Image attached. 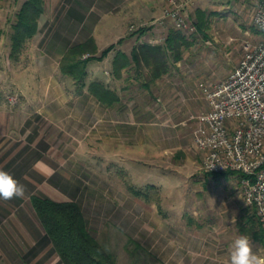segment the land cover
<instances>
[{
    "label": "rangeland",
    "instance_id": "rangeland-1",
    "mask_svg": "<svg viewBox=\"0 0 264 264\" xmlns=\"http://www.w3.org/2000/svg\"><path fill=\"white\" fill-rule=\"evenodd\" d=\"M24 2L0 0V169L26 188L22 199L0 200V264H65L33 195L78 202L118 264H228L241 235L264 258V220L247 204L240 175L204 169L192 120L210 107L207 89L235 71L244 44L262 40L254 22L258 0H177L185 29L166 13L169 0H160L153 23L137 22L126 0H45L38 32L12 54ZM154 23L168 34L181 30L189 42L174 76H166L174 61L154 80L135 64L115 75L121 45L130 48L126 39L139 40ZM168 34L154 44H165ZM90 37L98 49L88 48L83 58L114 45L88 63L86 77L112 87L120 96L114 104L87 87L80 91L61 69L65 53ZM37 162L46 167L36 170Z\"/></svg>",
    "mask_w": 264,
    "mask_h": 264
},
{
    "label": "built area",
    "instance_id": "built-area-1",
    "mask_svg": "<svg viewBox=\"0 0 264 264\" xmlns=\"http://www.w3.org/2000/svg\"><path fill=\"white\" fill-rule=\"evenodd\" d=\"M166 13L176 27H187L177 0ZM254 22L263 33L258 43L244 44V55L225 81L208 90L210 107L192 117L194 140L208 172L241 173L247 204L264 220V0H258ZM195 28V27H193Z\"/></svg>",
    "mask_w": 264,
    "mask_h": 264
},
{
    "label": "trees",
    "instance_id": "trees-1",
    "mask_svg": "<svg viewBox=\"0 0 264 264\" xmlns=\"http://www.w3.org/2000/svg\"><path fill=\"white\" fill-rule=\"evenodd\" d=\"M44 11L45 0H25L18 13L12 36V54L20 52L23 44L38 32L39 18ZM187 44L189 42L185 34L181 30L173 29L165 44L139 43L134 47L132 57L125 51L118 50L113 59V72L120 76L123 69L134 62L138 69L147 67L151 79L154 80L169 71L171 61L182 59V46ZM113 48L114 45L107 47L100 57L83 58L85 50L96 52L98 49L95 39L90 37L87 42L72 46L61 62L62 71L75 79L80 91L87 87L91 94L106 105L114 104L120 96L101 80L87 83V66L92 60H102ZM210 173L216 177L231 174L242 176L235 171ZM133 193L142 195L143 191L134 189ZM31 199L37 216L65 264H118L114 254L90 231L85 213L78 202L57 201L37 195H33ZM129 241L142 248L132 237Z\"/></svg>",
    "mask_w": 264,
    "mask_h": 264
},
{
    "label": "clouds",
    "instance_id": "clouds-1",
    "mask_svg": "<svg viewBox=\"0 0 264 264\" xmlns=\"http://www.w3.org/2000/svg\"><path fill=\"white\" fill-rule=\"evenodd\" d=\"M42 162L34 166L40 170ZM26 188L11 173L0 169V200L10 201L14 198L22 199L25 196ZM228 264H264V258L253 251L252 241L248 236H238L230 245Z\"/></svg>",
    "mask_w": 264,
    "mask_h": 264
},
{
    "label": "crops",
    "instance_id": "crops-1",
    "mask_svg": "<svg viewBox=\"0 0 264 264\" xmlns=\"http://www.w3.org/2000/svg\"><path fill=\"white\" fill-rule=\"evenodd\" d=\"M126 4H129L127 6H129L130 8V13H131V16L135 17V20L137 22L141 21V20H148V19H152L151 23L155 22L156 20H158V17L161 15V7H160V0H151L149 3L147 4H142V1L141 0H126ZM155 27H151V30L148 32V33H145L143 35H141L140 38H138L139 40L137 39H134L136 38L134 36V38H128L126 39L125 43H127V45H131L130 48H125L124 45H121L120 49H123L130 57H132V52H133V49L135 47L136 44L138 43H141V42H147V43H157L159 41H162L160 39V37H163V32L165 31L166 35L168 34V29L165 25L163 24H159V23H154ZM108 30L111 29L110 31H114L118 28L115 29L114 28H110L108 27L107 28ZM126 27L123 29L122 27H120L119 31H126L125 30ZM129 42V43H128ZM183 60H179L176 62V64L174 65H171V70L170 72L166 75H170L171 77L174 76V71L173 69H175L176 67H179L181 65V62ZM176 66V67H175ZM132 68L134 67V62H132L128 67L124 68L123 72L127 71V70H130L128 68ZM134 75L137 77V76H142V74L138 75V73H134ZM160 79H158L159 81ZM157 81V82H158ZM149 92V91H147ZM122 99V100H121ZM121 101H123V98L121 97Z\"/></svg>",
    "mask_w": 264,
    "mask_h": 264
}]
</instances>
